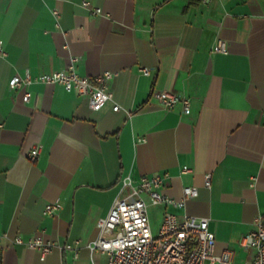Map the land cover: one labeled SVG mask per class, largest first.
Returning <instances> with one entry per match:
<instances>
[{
    "label": "crops",
    "instance_id": "crops-1",
    "mask_svg": "<svg viewBox=\"0 0 264 264\" xmlns=\"http://www.w3.org/2000/svg\"><path fill=\"white\" fill-rule=\"evenodd\" d=\"M219 39L225 54L213 52ZM0 44V264H107L89 249L97 222L123 178L153 175L173 200L198 190L181 207L145 198L153 235L166 212L205 218L215 254L249 264L239 241L264 216V0H0ZM71 65L82 77L114 74L101 110L58 84L9 88L14 76ZM164 90L189 111L161 108L152 94ZM35 236L55 247L42 255L14 243Z\"/></svg>",
    "mask_w": 264,
    "mask_h": 264
},
{
    "label": "built area",
    "instance_id": "built-area-1",
    "mask_svg": "<svg viewBox=\"0 0 264 264\" xmlns=\"http://www.w3.org/2000/svg\"><path fill=\"white\" fill-rule=\"evenodd\" d=\"M83 7H89L87 1ZM94 14L101 10L92 8ZM57 19L59 14L53 11ZM214 53H227L226 43L219 39L213 47ZM0 55L4 50L0 44ZM144 76L150 75L148 68H142ZM114 77L111 72H104L89 78L79 76L73 65L67 70L55 71L31 77L28 73L24 77L14 76L9 82L11 90L40 83L45 85H61L67 92H76L88 99L91 110H101L109 101L106 92L108 82ZM156 99L165 110L172 109L176 104L182 105L183 111H189V100L181 98L168 91L154 92ZM31 93L26 91L23 101L29 102ZM119 106L114 105L113 111ZM41 152V146L31 147L28 158L33 161ZM186 168H184V171ZM163 178L159 175L143 177L136 185L129 177L121 180V196L117 198L108 214L97 222V238L89 245L91 252H100L106 257L107 264H232L233 252L223 250L216 255L215 236L209 230L208 220L185 216L178 218L171 213H165L156 235H153L148 218L147 198L151 205L183 206L187 199L196 198L198 190L195 187H185L182 190L183 198L179 201L162 195L159 189ZM204 185L210 187V174L205 175ZM58 202L48 204L44 213L52 215L60 209ZM255 229L243 236L240 247L245 251H252L253 257L249 264H264V216L254 220ZM15 244H23L27 248L36 250L42 255L48 254L55 246L54 243L35 236L27 241L20 237L14 239ZM77 244V243H76ZM65 250H75L71 245H65Z\"/></svg>",
    "mask_w": 264,
    "mask_h": 264
},
{
    "label": "rangeland",
    "instance_id": "rangeland-1",
    "mask_svg": "<svg viewBox=\"0 0 264 264\" xmlns=\"http://www.w3.org/2000/svg\"><path fill=\"white\" fill-rule=\"evenodd\" d=\"M149 215H150V206H149ZM154 221H155L154 223L156 224V223H157V218H154ZM155 224H154V225H155ZM153 227H154V226H153ZM153 231H154V230H153Z\"/></svg>",
    "mask_w": 264,
    "mask_h": 264
}]
</instances>
